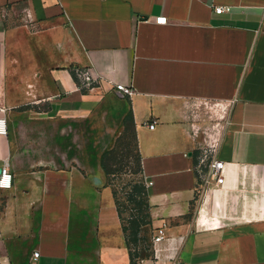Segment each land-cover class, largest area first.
I'll return each instance as SVG.
<instances>
[{"label":"crops","instance_id":"crops-1","mask_svg":"<svg viewBox=\"0 0 264 264\" xmlns=\"http://www.w3.org/2000/svg\"><path fill=\"white\" fill-rule=\"evenodd\" d=\"M130 112L140 239L165 232L144 264H264V0H0V264H132L102 167Z\"/></svg>","mask_w":264,"mask_h":264},{"label":"built area","instance_id":"built-area-1","mask_svg":"<svg viewBox=\"0 0 264 264\" xmlns=\"http://www.w3.org/2000/svg\"><path fill=\"white\" fill-rule=\"evenodd\" d=\"M229 11L227 7H216L215 12L217 14L226 13ZM168 22L167 17H158L155 19V23L158 25H166ZM77 76L82 82V87L87 90L93 87L95 80L92 78L91 74L87 70H78ZM116 90L121 92L126 96H132L134 91L132 88L127 87L123 84H117L115 86ZM156 125V122H153L150 125V128L153 129ZM0 135H7L6 129V121L4 119H0ZM218 151L216 146H211L205 148L201 151V153L197 157L196 163V173L198 179V192L206 193L207 191L221 187L224 185L225 177V163L219 160ZM13 175L10 173V170L7 166L2 168V173L0 174V189H9L12 187ZM165 238V232L163 229H158L157 232L153 235L152 242L153 244H157L163 241ZM34 257L38 258L39 253L35 252Z\"/></svg>","mask_w":264,"mask_h":264},{"label":"rangeland","instance_id":"rangeland-1","mask_svg":"<svg viewBox=\"0 0 264 264\" xmlns=\"http://www.w3.org/2000/svg\"><path fill=\"white\" fill-rule=\"evenodd\" d=\"M138 162V152L134 131L130 128L123 131L116 144V149L110 157L108 164L113 171L111 183L118 194L121 203L122 217L125 220L131 218L134 205L127 200V196L132 192L133 185L143 181L141 174H133ZM152 238L147 236L139 245L131 250L134 254L135 264H144L146 260H152Z\"/></svg>","mask_w":264,"mask_h":264},{"label":"trees","instance_id":"trees-1","mask_svg":"<svg viewBox=\"0 0 264 264\" xmlns=\"http://www.w3.org/2000/svg\"><path fill=\"white\" fill-rule=\"evenodd\" d=\"M133 116L130 112L124 119L123 125L125 127V132L128 131L130 128L134 131V125H133ZM120 139V136L116 139V142L111 147L110 150L106 151L102 156V167L103 171H105L106 176L109 180L110 185L111 183V176L114 174L113 171L110 169V166L108 164V161L110 157L113 155L116 144L118 143ZM138 152V150H137ZM143 169L141 164V156L138 153V162L136 170H134L133 174H141L142 175ZM113 187V185H112ZM114 188V187H113ZM114 196L116 199V204L118 208V213L120 216V219L122 220L123 225V232L126 237V241L128 244V247L130 248L131 257H132V264L134 263V254L131 250L135 249L139 243L142 241L140 239V233L143 227L150 225L151 219L149 215V204H148V192L146 185L144 183V179L141 183H137L133 185L132 192L128 194L127 200L134 205V208L132 209L131 218L127 221L122 217V211H121V203L119 201V198L117 197L118 194L114 189Z\"/></svg>","mask_w":264,"mask_h":264},{"label":"water","instance_id":"water-1","mask_svg":"<svg viewBox=\"0 0 264 264\" xmlns=\"http://www.w3.org/2000/svg\"><path fill=\"white\" fill-rule=\"evenodd\" d=\"M2 173V169H0V174Z\"/></svg>","mask_w":264,"mask_h":264}]
</instances>
